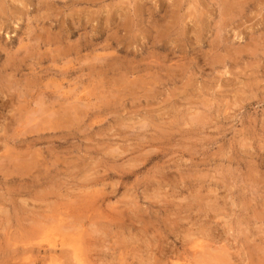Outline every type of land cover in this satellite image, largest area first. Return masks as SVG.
I'll list each match as a JSON object with an SVG mask.
<instances>
[{"label":"rangeland","instance_id":"obj_1","mask_svg":"<svg viewBox=\"0 0 264 264\" xmlns=\"http://www.w3.org/2000/svg\"><path fill=\"white\" fill-rule=\"evenodd\" d=\"M0 264H264V0H0Z\"/></svg>","mask_w":264,"mask_h":264}]
</instances>
